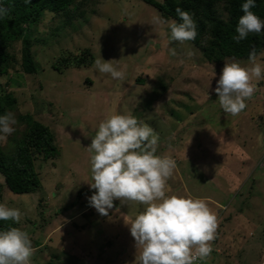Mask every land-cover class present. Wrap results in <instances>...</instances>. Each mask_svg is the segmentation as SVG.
Returning <instances> with one entry per match:
<instances>
[{
    "label": "rangeland",
    "instance_id": "1",
    "mask_svg": "<svg viewBox=\"0 0 264 264\" xmlns=\"http://www.w3.org/2000/svg\"><path fill=\"white\" fill-rule=\"evenodd\" d=\"M81 1L73 12L70 7L69 23L66 15L45 11L33 27L35 73L21 70L16 41L10 51L17 63L0 76V91L17 100L8 111L16 130L0 143L13 149L26 127L20 116L29 114L49 126L59 148L55 159L34 161L36 191L3 187L1 204L23 214L17 228L40 242L32 244L31 264H133L135 241L125 219L144 206L114 200L102 216L88 201L95 190L86 148L113 113L136 116L159 135L156 154L176 162L166 195L203 199L216 215L213 251L195 264H264V79L253 81L256 91L242 112L226 114L215 92L221 70L232 62L249 67V59L209 62L190 41H172L174 19L143 0ZM157 16L162 23L154 22ZM84 48L92 62L77 66ZM62 57L72 64L59 66ZM101 57L115 59L125 78L101 74L94 66ZM257 58L264 64V46Z\"/></svg>",
    "mask_w": 264,
    "mask_h": 264
},
{
    "label": "clouds",
    "instance_id": "2",
    "mask_svg": "<svg viewBox=\"0 0 264 264\" xmlns=\"http://www.w3.org/2000/svg\"><path fill=\"white\" fill-rule=\"evenodd\" d=\"M255 0H246L243 15L232 39L239 43L250 33L264 31L261 20L250 9ZM181 22H168L171 40L184 44L197 36L195 22L189 12L176 8ZM8 10L0 6V17ZM155 23H162L154 17ZM176 55L175 49H170ZM189 55L191 53L189 52ZM115 59L102 57L94 61L101 74L123 80L125 72L116 67ZM249 67L238 62L224 63L215 92L221 109L236 116L246 107L256 91L253 81L264 79V64L258 61L255 49L249 54ZM17 124L13 113L0 115V142H5L15 132ZM159 135L149 124L132 115L109 114L103 119L86 149L90 153L92 182L95 192L88 197L89 205L102 216L121 204L136 203L144 210L125 224L134 238L136 255L133 264H195L208 258L213 249L217 217L207 202L191 196L166 195L167 180L176 167L168 154L157 155ZM19 209L0 204V221L19 223ZM33 246L29 234L17 227L0 230V264H31Z\"/></svg>",
    "mask_w": 264,
    "mask_h": 264
},
{
    "label": "trees",
    "instance_id": "3",
    "mask_svg": "<svg viewBox=\"0 0 264 264\" xmlns=\"http://www.w3.org/2000/svg\"><path fill=\"white\" fill-rule=\"evenodd\" d=\"M143 1L159 10L164 19L171 18L181 22L176 13L177 7L189 12L197 31L196 38L190 42L209 62L219 63L225 58L249 59L253 49L256 54L263 49L264 41L261 33H250L239 43L232 39L237 35L235 28L243 15L241 6L246 0ZM80 4H82L81 0H0V6L8 10L6 16L0 17V76L6 74L17 63L15 55L10 51L16 41L21 42V70L29 74L35 73L37 67L32 54L33 27L37 29L45 11L60 16L66 15L64 22L69 23L73 10H76ZM255 5L250 10L264 20V0H255ZM71 6L75 8L72 12ZM78 13L84 14V11ZM79 55L76 64H73L80 66L92 62L93 54L90 48L82 49ZM59 61V66L72 64L70 57H62ZM59 66L54 65L57 70H60ZM137 80L141 81L139 78ZM159 86L163 91L166 88L164 83H160ZM151 100H147L146 104ZM16 101L11 93L0 91V115L13 109ZM20 117L26 122V127L13 149L9 150L0 143V174L3 177V182H0V204L4 186L13 193L36 191L40 186V178L35 170L34 161L39 157L44 160L55 159L59 154L55 136L49 126L29 114ZM9 227H17V223L0 221V230H7ZM31 243L35 246L40 245L39 241L33 240Z\"/></svg>",
    "mask_w": 264,
    "mask_h": 264
}]
</instances>
